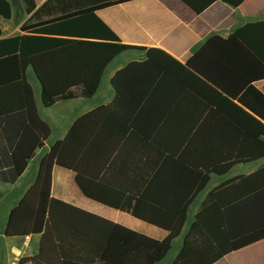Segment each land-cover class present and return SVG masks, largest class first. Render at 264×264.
Returning <instances> with one entry per match:
<instances>
[{"label":"crops","instance_id":"0c3cea01","mask_svg":"<svg viewBox=\"0 0 264 264\" xmlns=\"http://www.w3.org/2000/svg\"><path fill=\"white\" fill-rule=\"evenodd\" d=\"M45 1L35 0V8L28 12L22 0H8L11 15L0 17V39L27 34L21 30L22 25H35L48 19L46 15H34ZM95 14L123 43L162 49L185 64L209 36L218 34L226 38L247 22L264 20V0H244L236 7L217 0L203 14H197L182 0H129L100 8ZM82 25L77 23L69 29L79 30ZM61 49H51L41 55L55 67L51 75L76 74L75 68L69 66L74 59L66 57ZM145 58L146 50L141 49L119 53L103 68L90 97L60 99L50 106L42 103L41 83L33 67L26 66V80L32 88L40 118L50 127V135L35 150L15 182L0 181V264H17L21 257L38 252L40 235H5L9 213L34 183L41 158L55 142L64 140L86 115L75 134L77 145L71 154L78 158L87 150L81 159L87 176L83 174L81 179L91 195L84 194L73 170L54 165L53 197L162 240L168 231L135 217L131 207L136 204L139 212H144L155 203L179 205L187 192L197 189L201 178L207 176L200 190L194 196L190 194L185 221L170 250L154 264H172L195 213L210 190L264 165V154L240 159L242 155L251 156L262 150L260 142L264 143V136L254 138L245 134L244 128L253 130L255 124L238 107L245 111L248 108L236 99H224V94L219 95L196 74L185 71L179 75L167 74L161 85L152 87H146V80L139 79L122 86V96L118 98L111 82L114 74L128 63ZM75 59L83 60L82 57ZM165 60L167 65L174 66L171 59ZM14 62L5 63L3 56L0 57V80L14 75ZM174 76H180V81ZM217 76L237 78L231 74ZM254 85L264 92V80ZM70 91L77 93L79 89L73 87ZM19 92V87L11 89L13 101H19ZM18 124V120L11 122L10 131ZM201 125L210 128L194 141L193 133ZM222 166L226 170L220 171ZM234 184L227 185L231 197L238 192ZM146 190L147 196L156 202L138 205L136 200ZM213 264H264V238L224 255Z\"/></svg>","mask_w":264,"mask_h":264},{"label":"trees","instance_id":"16d2710c","mask_svg":"<svg viewBox=\"0 0 264 264\" xmlns=\"http://www.w3.org/2000/svg\"><path fill=\"white\" fill-rule=\"evenodd\" d=\"M22 1L28 12L36 6L35 0ZM126 1L129 0H47L34 15H46L48 19L35 25H22L21 30L27 34L0 39V57L3 56L5 63L15 61L14 75L0 80V181L15 182L35 150L42 147L50 135V127L40 118L32 88L25 77L28 65L33 67L41 83L42 103L50 106L60 99L90 97L98 86L103 68L116 55L130 49L146 50L143 61L128 63L112 77L118 98L122 96V86L139 79L146 80V87H152L161 85L167 74L191 72L219 95L224 94V99H236L248 108L251 113L236 105L255 124L253 130L244 128L245 134L254 138L264 136V92L254 85L264 80V20L247 22L226 38L218 34L209 36L192 57L181 64L162 49L123 43L95 14L100 8ZM182 1L197 14H203L217 0ZM222 1L236 7L244 0ZM10 15L8 0H0V17ZM77 23L83 24L81 29H69ZM56 48H62L66 57L74 59L69 66L75 68L76 74L51 75L55 67L41 55ZM74 57L83 60L78 62ZM167 58L174 66L167 65ZM218 74L237 75V78ZM14 86L19 87V101L11 99ZM73 87L79 92H71ZM85 117L87 115L41 158L34 183L9 213L6 236L40 235L38 252L21 257L17 264H154L170 250L185 221L190 194L194 196L200 190L207 176L201 178L197 189L187 192L179 205L155 203L144 212H139L136 204L131 207L135 217L168 231L162 240L57 199L51 195L54 165L73 170L84 194L91 195L81 179V175L87 176L81 160L87 150L78 158L71 154V149L77 145L75 134ZM17 120L19 124L10 131L11 122ZM209 128L207 125L197 127L193 140L207 133ZM260 143L262 150L251 156L240 153V159L262 156L264 143ZM226 168L222 166L220 171ZM230 183H235L238 190L232 197L227 188ZM136 201L138 205L156 202L147 196V190ZM263 238L264 165L249 175L237 176L210 190L195 213L172 264H213L224 255Z\"/></svg>","mask_w":264,"mask_h":264}]
</instances>
